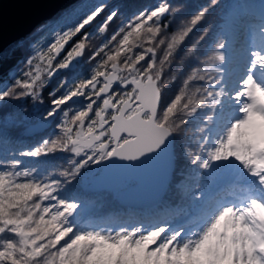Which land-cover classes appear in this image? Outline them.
<instances>
[{"label": "snow or ice", "instance_id": "obj_1", "mask_svg": "<svg viewBox=\"0 0 264 264\" xmlns=\"http://www.w3.org/2000/svg\"><path fill=\"white\" fill-rule=\"evenodd\" d=\"M219 3L208 0L170 34L168 0L111 33L118 14L94 5L0 91V102L42 103L51 79L87 54L89 73L49 92L36 125L46 136L19 152L66 154L67 167L41 174L0 159V264H264V0L258 42L236 71L229 49L253 6L235 5L213 28L207 17ZM91 28L106 39L89 51ZM145 165L162 167V216L78 226L88 206L69 185L93 170Z\"/></svg>", "mask_w": 264, "mask_h": 264}, {"label": "trees", "instance_id": "obj_2", "mask_svg": "<svg viewBox=\"0 0 264 264\" xmlns=\"http://www.w3.org/2000/svg\"><path fill=\"white\" fill-rule=\"evenodd\" d=\"M159 2L161 0H77L73 5L57 12L49 20L36 25L30 33L9 44L0 52V91L15 87V81L24 78L23 73L28 70L27 61L36 54L37 41L46 40L48 38V33L45 35L47 28L49 26L57 27L60 25L61 19L75 12L77 8L80 10L75 13L76 20L82 18L84 13L97 4L105 5V14L116 12L118 19L109 30L111 33L122 21H126L134 14L151 8ZM257 2H261V0H220L219 6L208 15L207 24L213 28L222 25L224 17L236 11L235 5L241 3L252 5L253 8L248 17L256 18L259 16V6L252 3ZM168 3L175 10L165 18L171 23L170 34L173 28L190 19L193 14L206 6L208 0H168ZM225 18L227 19V16ZM255 23L259 24L260 22ZM228 26L229 24H225L222 27L226 31ZM89 31L93 33L88 41V48L91 51L106 39V35L98 33L95 28H91ZM75 39L73 38V41ZM73 41H70L66 47H70ZM205 59L211 60V56ZM89 70L90 66L86 54L71 69L63 70L51 79V82L43 89L42 103L33 102L29 98H8L0 102V159L4 161L19 159L22 168H35L41 174L67 167L66 154H57L47 158L19 156L20 151H27L34 147L41 136H46V132L43 131L31 137H24L21 135V130L26 125L38 121L39 115L49 106V92L58 85V82L62 79L72 81L82 78L89 73ZM48 131L51 129L49 128ZM68 194L78 195L88 206L87 211H82V215L77 218L79 227L84 223L94 227L104 224L115 226L132 224L156 215L162 216L168 204V198L161 197L158 204L150 208H126L119 206L116 197L112 196L110 192L88 193L84 190V186L76 183L68 186Z\"/></svg>", "mask_w": 264, "mask_h": 264}, {"label": "water", "instance_id": "obj_3", "mask_svg": "<svg viewBox=\"0 0 264 264\" xmlns=\"http://www.w3.org/2000/svg\"><path fill=\"white\" fill-rule=\"evenodd\" d=\"M77 0H0V52L9 44L24 37L41 22L73 5ZM38 121L26 125L21 135L31 137L42 133L36 130ZM162 167L113 166L87 179L84 190L88 193L111 191L115 184L131 180L132 185L119 190L116 202L126 208H150L161 199L159 184Z\"/></svg>", "mask_w": 264, "mask_h": 264}, {"label": "rangeland", "instance_id": "obj_4", "mask_svg": "<svg viewBox=\"0 0 264 264\" xmlns=\"http://www.w3.org/2000/svg\"><path fill=\"white\" fill-rule=\"evenodd\" d=\"M261 2L252 3L253 5L259 6ZM80 10V8H77L75 12L70 14L69 16L65 17L64 19L60 20V25L57 27H51L49 26L45 32V35L48 33V38L46 40L37 41L36 43V52L41 50H46L47 46L53 42L55 33L57 32H63L66 31L69 27L73 26L76 23L75 19V13H77ZM256 30H257V23H255L254 18H248L247 22L239 27V29L234 33V47H231L229 49V58H230V64L229 68L233 71L238 70L239 68V58L243 54V52L246 49H251L255 47V44L258 42V38L256 36ZM231 31L230 25L228 26V29L225 31L226 35H229ZM36 63V61H35ZM98 171L93 170V174L89 177L96 174ZM88 177V178H89ZM87 178V179H88ZM86 182H82L81 185L85 186ZM133 182L131 180H127L118 184H115L112 188L111 193L112 196L116 197V194L119 190H122L130 185H132ZM83 211V210H82ZM142 219V218H141ZM128 226H131V224H127ZM120 225H110V224H104L102 226H91L88 223L82 224L80 227L84 229H108V228H116Z\"/></svg>", "mask_w": 264, "mask_h": 264}]
</instances>
